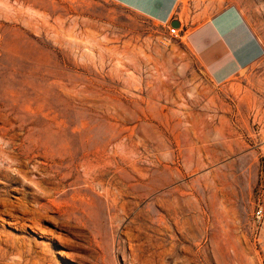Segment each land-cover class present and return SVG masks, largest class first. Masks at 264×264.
Returning <instances> with one entry per match:
<instances>
[{"label":"rangeland","instance_id":"obj_1","mask_svg":"<svg viewBox=\"0 0 264 264\" xmlns=\"http://www.w3.org/2000/svg\"><path fill=\"white\" fill-rule=\"evenodd\" d=\"M231 4L264 46V0H178L166 44L113 0H0V264H264V55L216 84L186 40Z\"/></svg>","mask_w":264,"mask_h":264},{"label":"crops","instance_id":"obj_2","mask_svg":"<svg viewBox=\"0 0 264 264\" xmlns=\"http://www.w3.org/2000/svg\"><path fill=\"white\" fill-rule=\"evenodd\" d=\"M118 5L152 21L165 24L176 19L178 0H113ZM179 24V22H178ZM186 40L209 79L222 83L264 55V46L231 4L190 28Z\"/></svg>","mask_w":264,"mask_h":264},{"label":"built area","instance_id":"obj_3","mask_svg":"<svg viewBox=\"0 0 264 264\" xmlns=\"http://www.w3.org/2000/svg\"><path fill=\"white\" fill-rule=\"evenodd\" d=\"M165 24H166L165 34L162 35L160 38V42L162 44H166L170 40V38L175 37L179 30L178 27L170 25L169 21H167ZM253 215L256 219H258L261 216V207L259 205L255 206Z\"/></svg>","mask_w":264,"mask_h":264},{"label":"bare ground","instance_id":"obj_4","mask_svg":"<svg viewBox=\"0 0 264 264\" xmlns=\"http://www.w3.org/2000/svg\"><path fill=\"white\" fill-rule=\"evenodd\" d=\"M177 22H178V21H177ZM170 25H171V24H170ZM173 26H175V25H173ZM176 27L179 28V25L176 26ZM2 138H3V137H2ZM7 141H8V140H7ZM7 141H6V142H7ZM9 141H11V140L9 139ZM9 141H8V143H10ZM29 142H30V141H29ZM32 146H33V145H32ZM5 152H6V151H5ZM33 152H34V151H33ZM39 155H40V154H39ZM36 157H37V156H36ZM41 157H42V155H41ZM37 158H38V157H37ZM44 158H45V157H44ZM5 159H6V158H5ZM41 159H42V158H41ZM52 159H53V158H52ZM17 160H18V159H17ZM44 160H45V159H44ZM11 161H12V160H11ZM11 161H10V162H11ZM52 161H53V160H52ZM7 162H9V161L7 160ZM30 162H31V161H30ZM34 162H35V161H34ZM31 163H32V162H31ZM37 163H38V161H37ZM7 164H8V163H7ZM12 165H13V164H12ZM43 165H44V164H43ZM20 166H21V165H20ZM36 167H37V166H36ZM31 169H33V168H31ZM37 169H38V168H37ZM37 169H36V170H37ZM45 169H46V168H45ZM24 172H25V171H24ZM24 172H23V173H24ZM36 172H37V171H36ZM44 172H45V171H44ZM44 172H43V173H44ZM13 173H15V172H13ZM43 173H42V174H43ZM35 174H36V173H35ZM48 174H49V173H48ZM88 174H89V173H88ZM32 175H33V174H32ZM36 175H37V174H36ZM44 175H45V174H44ZM10 176H11V175H10ZM12 176H13V175H12ZM14 176H15V175H14ZM33 176H35V175H33ZM42 176H43V175H42ZM19 177H20V176H19ZM40 177H41V176H40ZM45 177H47V176H45ZM48 177H51V176H48ZM20 178H21V177H20ZM29 178H30V177H29ZM32 179H33V178H32ZM32 179H31V180H32ZM52 179H53V177H52ZM22 180H23V179H22ZM31 180L29 179L28 181H31ZM33 180H34V179H33ZM39 180H40V179H39ZM24 181H25V180H24ZM46 181H47V180H46ZM26 182H27V181H26ZM35 182H36V181H35ZM27 183H28V182H27ZM46 183H47V182H46ZM31 184L34 185L33 183H31ZM51 184H52V183H51ZM22 185H23V184H22ZM29 185H30V184H29ZM32 185H31V186H32ZM49 185H50V184H49ZM44 186H45V185H44ZM33 188H34V187H33ZM35 189H36V188H35ZM39 189H40V188H39ZM37 190H38V188H37ZM40 190H41V189H40ZM48 190H49V189H48ZM52 190H53V189H52ZM38 192H39V190H38ZM53 192H54V191H53ZM42 193H43V192H42ZM49 194H50V193H49ZM51 194H52V193H51ZM46 195H47V194H46ZM115 216H116V215H115ZM113 217H114V215H113ZM117 217H118V216H117ZM125 218H126V217H125ZM129 218H130V217H129ZM174 219H175V218H174ZM112 220H113V219H112ZM124 220H125V219H124ZM124 220H123V221H124ZM127 220H128V219H127ZM109 221H110V220H109ZM115 221H116V220H115ZM123 221H122V222H123ZM153 221H154V220H153ZM160 221H161V220H160ZM125 222H126V221H125ZM124 224H125V223H124ZM113 225H114V224H113ZM117 225H118V224H117ZM120 225H121V224H120ZM122 226H123V225H122ZM120 228H122V227H120ZM111 229H112V228H111ZM115 229H116V228H115ZM117 230H118V229H117ZM126 231H127V230H126ZM129 232H130V231H129ZM97 234H98V233H97ZM102 234H103V233H102ZM96 236H97V235H96ZM102 236H103V235H102ZM91 237H92V236H91ZM136 237H137V236H136ZM92 238H93V237H92ZM96 238H97V237H96ZM171 238H172V237H171ZM92 242H93V241H92ZM95 242H96V241H95ZM129 242H130V241H129ZM172 243H173V245H174V242H172ZM135 244H136V243H135ZM170 244H171V243H170ZM95 245H96V244H95ZM128 245H129V244H128ZM97 246H99V245H97ZM170 246H172V245H170ZM102 247H103V246H102ZM102 247H101V248H102ZM167 247H168V246H167ZM167 247H166V249H167ZM93 248H94V247H93ZM98 248H99V247H98ZM170 250H171V249H170ZM150 251H151V250H150ZM94 252H95V251H94ZM132 252H133V251H132ZM157 252L159 253V251H157ZM166 252H167V251H166ZM140 253H141V252H140ZM145 253H146V252H145ZM160 253H161V252H160ZM173 253H174V252H173ZM173 253H172V254H173ZM131 255H132V254H131ZM144 255H145V254H144ZM168 255H169V254H168ZM145 256H146V255H145ZM166 256H167V255H166ZM170 256H171V254H170ZM174 256H175V255H174ZM138 257H139V256H138ZM142 257H143V256H142ZM151 258L153 259V257H151ZM155 258H156V257H155ZM161 258H162V256H161ZM172 258H173V257H172ZM100 259H101V258H100ZM144 259H145V258H144ZM159 259H160V258H159ZM139 260H140V259H139ZM151 261H152V260H151ZM151 261H150V262H151ZM159 261H160V260H159ZM169 261H170V260H169ZM169 261H168V262H169ZM148 263H149V261H148ZM158 263H159V262H158ZM95 264H96V263H95ZM102 264H103V263H102ZM104 264H105V263H104ZM130 264H131V263H130ZM150 264H151V263H150ZM155 264H156V261H155ZM169 264H170V263H169ZM174 264H176V263H174Z\"/></svg>","mask_w":264,"mask_h":264},{"label":"water","instance_id":"obj_5","mask_svg":"<svg viewBox=\"0 0 264 264\" xmlns=\"http://www.w3.org/2000/svg\"><path fill=\"white\" fill-rule=\"evenodd\" d=\"M171 25H175V26H178V22L176 20H174L173 22H171Z\"/></svg>","mask_w":264,"mask_h":264}]
</instances>
